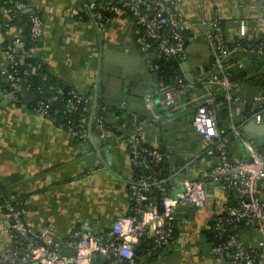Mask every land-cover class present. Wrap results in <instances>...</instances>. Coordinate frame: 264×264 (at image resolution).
Listing matches in <instances>:
<instances>
[{
	"label": "crops",
	"instance_id": "1",
	"mask_svg": "<svg viewBox=\"0 0 264 264\" xmlns=\"http://www.w3.org/2000/svg\"><path fill=\"white\" fill-rule=\"evenodd\" d=\"M24 1L28 10H40L44 22V35L35 54L44 70L65 89L87 95L91 101L99 80L97 103L150 121L155 119L145 128L144 136L148 144L167 153L173 191L181 188L187 176L197 177L203 168L207 143L194 129L195 103L189 101L191 97H202L205 88L196 79L199 73L209 70L211 60L201 22L216 16L228 39L256 37L264 30V23L257 21L264 17V0H175L180 17L191 23L184 34L186 57L179 66L191 87L177 109H166L160 102L158 90L162 84L150 68V59L135 44L131 19L113 17L97 30L85 10L86 19L80 15L84 0ZM13 28L15 34L27 37L26 30ZM6 36L0 28V70L5 65L2 46ZM235 62L236 58L229 65L231 77L241 71ZM246 65L251 69L248 62ZM37 71L34 66L30 73L35 75ZM244 71L245 76L231 81L241 98L235 106L233 122L245 137L250 131L264 140V110L257 122L254 113L245 108L251 106L255 95L263 93L264 76H249ZM208 87L214 89L216 84ZM35 103L31 99L26 102L22 95L21 104H14L0 77V206L5 200H22L26 224L35 230L51 224L58 239L73 230L105 233L130 203L128 181L132 167L127 146L115 133L109 141H102L92 132L111 171L103 164L88 169L82 154L87 141L75 142L66 130L37 114ZM216 113L218 117L217 110ZM225 128L229 130L228 112ZM225 137L232 157L249 158L239 136L229 130ZM208 189L212 200L202 209L186 210L188 223L176 228L170 246L153 264H227L212 253L204 233L215 222L227 197L218 183L208 184ZM259 197L264 202V180L259 184ZM8 225L9 217L0 208V252L12 244L6 232ZM244 237L248 245L258 244L257 233L249 232ZM94 259L103 264L102 257L95 255Z\"/></svg>",
	"mask_w": 264,
	"mask_h": 264
},
{
	"label": "built area",
	"instance_id": "2",
	"mask_svg": "<svg viewBox=\"0 0 264 264\" xmlns=\"http://www.w3.org/2000/svg\"><path fill=\"white\" fill-rule=\"evenodd\" d=\"M175 2L84 0L81 11L90 12L98 30H102L113 17H128L134 25L135 44L145 57L178 58L181 63L186 57L184 34L190 30L191 23L180 17ZM11 9L14 12H23L29 7L23 2H14ZM11 9L0 5V28L7 35L2 46L5 65L0 70V77L5 81L11 101L19 105L24 88L19 68L24 59L36 57V49L44 35V22L39 15L40 10L29 11L28 38L31 44L27 46L23 34H15L10 24L14 17L10 13ZM257 21L264 23V17ZM201 25L205 28L212 63L206 73L197 75V84L205 88L202 97H191L189 101L195 103L192 117L194 129L207 143L205 159L201 163L203 168L198 176H187L181 188L172 191V175L167 179L159 178L143 156V153H148L157 164L167 159V153L148 144L144 136L145 128L155 119L143 121L127 138H122L128 148L131 167H140L142 171L136 175L132 169L128 181L132 203L115 217L110 228L100 235L92 231L73 230L64 238L58 239L54 237L53 225L48 224L39 230L32 229L25 221V206L13 200H5L0 208L9 217L6 232L12 244L7 250L0 252V264H98L94 259L95 255L102 257L103 264H139L136 261V249L140 241L154 240L155 249H167L176 228L188 223L184 216L186 210L202 209L212 200L213 194L208 189L210 182L221 184L223 190L233 191L239 200L238 206L224 204L219 208L216 216L217 229L222 230L225 225L245 219L246 224L256 226L255 233L262 236V241L256 246L264 250V202L259 197V184L264 180V149H259L242 135L233 122L235 106L241 98L233 89L230 81L232 73L229 69L230 62L236 58V66L246 70L249 76H264V30L256 37L246 35L230 40L218 17L202 21ZM258 61L262 62V67H257ZM247 62L251 69H247ZM150 68L156 69L152 64ZM209 84H216V87L210 88ZM190 87L183 78L177 79L172 84L159 88L160 102L166 109H177L182 106L183 98L190 92ZM41 92L39 90V93ZM219 93L228 110L229 129L241 138L249 153L248 159L232 157L228 150L227 138L218 131L215 103ZM70 95L64 113L77 111V105L84 101V96L75 90L70 91ZM56 98L54 96L51 100ZM49 101H40L34 110L55 122L49 117ZM251 101L253 109H264V93L255 95ZM100 109L103 110V107ZM91 110L90 106L82 107L79 124L87 125ZM261 116V112L254 114L257 122H260ZM208 120H211V127L215 130L213 135L208 134ZM92 123L102 141H109L114 137V133L105 126L101 116L94 117L93 114ZM62 129L78 144H84L88 140L86 129L78 131L70 124ZM140 140L150 148L141 149ZM156 192L160 195L159 198L153 196ZM145 213L152 214V218L147 222ZM125 223H129L130 230L122 234ZM128 236L135 239L128 240ZM62 248L76 249V253L61 256L59 250ZM212 253L225 259L227 264H264V259L259 260L255 256L254 247L235 235L225 244L214 247Z\"/></svg>",
	"mask_w": 264,
	"mask_h": 264
},
{
	"label": "trees",
	"instance_id": "3",
	"mask_svg": "<svg viewBox=\"0 0 264 264\" xmlns=\"http://www.w3.org/2000/svg\"><path fill=\"white\" fill-rule=\"evenodd\" d=\"M7 1V2H5ZM14 2H23L27 4L24 0H0V5L11 9ZM12 10V9H11ZM10 13L14 15L12 18V23H10L12 26H16L17 28H22L26 30L27 37L25 39V42H27V46H29L31 43L28 38V24H29V14L30 12H14L12 10ZM39 15L41 16V12H39ZM80 15L83 17V19H86V13L84 11L80 12ZM106 16H110L106 14ZM238 57V56H237ZM211 60L209 63V68L211 66ZM150 64H152L156 69H154V72L157 73L158 79L160 83L162 84V87L168 86L175 82L177 79L183 78V73L180 69V60L178 58H170L166 59L164 57H153L150 59ZM257 67H262V62L258 61L256 63ZM36 66L38 71L37 74L31 75V69ZM254 69L255 66H253ZM44 66L41 63L39 59L36 57L34 58H26L24 59L23 63L21 64L19 68V73L23 79V85L27 89L31 90L32 92L36 93L38 95V101L33 105V108L35 109L40 101H49L54 96H56V100L49 101V117L55 120V124L58 127L66 128L67 125H71L76 130L80 131L82 129L88 130V125H81L79 124V121L81 119V113L82 107L84 105L90 106L92 108V101L88 98L87 95H84V101L81 102L79 105H77L78 110L74 112H67L64 113V110L66 109V101L71 96L70 91L64 88L63 84L55 81L47 71L44 70ZM232 72V71H231ZM44 76H46L44 78ZM39 90L42 92L39 93ZM57 91H60L58 93ZM78 92V91H77ZM263 93H264V84H263ZM22 102V95L19 98ZM247 103V102H246ZM216 110L218 112L217 117V127L218 131L222 136H226L228 130L225 128V125L227 124V108L224 103V100L221 96V93L217 94V100H216ZM247 105V104H246ZM103 107V110L100 108ZM246 110H248V113H257V112H263L264 109H253L251 106H246ZM95 116H101L102 119L105 121V126L108 127L113 133H115L118 136H121L122 138H127L130 133L134 129L138 127L141 122L149 120L147 118H144L142 116L138 115H132L125 112H122L121 110L112 108V107H106L104 104H96V107L94 109V117ZM50 120V119H49ZM150 121V120H149ZM92 132L96 133L95 125L94 123L91 124V134ZM77 142V141H76ZM78 143V142H77ZM140 148H150L148 144L143 142V140H140ZM143 156L146 158L147 164H149L152 168L153 172H156L159 178L167 179L169 178L172 173L168 169L166 158L161 161L160 163H155L154 159L148 155V153H143ZM134 170V174H140L142 171V168L140 167H132ZM211 184V182L209 183ZM220 189L226 194V201L224 202L227 206H238L239 200L235 197V193L233 191L223 190L221 187V184H218ZM173 191V188H172ZM153 196L155 198H159L160 195L158 193H154ZM19 203H22L24 205V202L22 200L17 201ZM130 203L131 199H130ZM247 220H242L241 222H235L231 225H225L222 230L217 229V222H211L208 226L207 230L204 231L206 237L208 238V242H210L211 245V251H213L214 247L225 244L228 239H230L231 236L235 235L239 237L242 241L245 240L246 233H253L256 231L255 225L246 224ZM172 238L169 240L168 247L170 246ZM245 242V241H244ZM255 256L259 260L264 259V250L261 247L253 246ZM166 249H155V242L154 240H141L137 249H136V261L139 264H153L157 256L164 253ZM225 260V259H224ZM226 261V260H225ZM227 262V261H226Z\"/></svg>",
	"mask_w": 264,
	"mask_h": 264
},
{
	"label": "water",
	"instance_id": "4",
	"mask_svg": "<svg viewBox=\"0 0 264 264\" xmlns=\"http://www.w3.org/2000/svg\"><path fill=\"white\" fill-rule=\"evenodd\" d=\"M30 10H27V12H29ZM87 14L89 15V17L91 18L93 24L95 25V27L97 28L90 12L88 10H86ZM98 30V28H97ZM26 39V38H25ZM246 73L244 70H241L238 74H236L235 76H232L230 78V81H234L235 79L239 78V77H243L245 76ZM101 83L99 82V80L97 81L96 83V86L94 88V96L92 98V110H91V115L90 117L88 118L87 120V125H88V140H87V144L82 152L83 156H84V161L86 163V167L88 169L94 167V166H101L102 164L104 165V167H106V169L108 171H111L106 160L103 159L102 155H101V152H100V148L98 146H96L93 138H92V135H91V124H92V116L94 114V109L96 107V104H97V89H98V86L100 85ZM69 88H67L68 90ZM22 95L25 99L26 102H29L30 99L31 100H35L37 101L38 99V96L36 93H33L31 91H29V89H27L26 87L23 88L22 90ZM246 136H248V139L251 140L253 142V144L258 147L259 149H264V140L262 138H259L257 136H255L254 133L250 132V131H246ZM106 158L109 160V154H106ZM257 240L258 242H261L262 241V236L260 234H257ZM76 253V249H73V250H68L66 248H62L59 250V254L61 256H69V255H72V254H75Z\"/></svg>",
	"mask_w": 264,
	"mask_h": 264
},
{
	"label": "clouds",
	"instance_id": "5",
	"mask_svg": "<svg viewBox=\"0 0 264 264\" xmlns=\"http://www.w3.org/2000/svg\"><path fill=\"white\" fill-rule=\"evenodd\" d=\"M211 120H208V124H209V127H208V134L209 135H213L215 130L213 127H211ZM152 218V214L151 213H145V222H147L148 220H150ZM130 230L129 228V223H125L124 226H123V231H122V234L124 232H128ZM128 240H134L135 238L132 237V236H128L127 237Z\"/></svg>",
	"mask_w": 264,
	"mask_h": 264
}]
</instances>
